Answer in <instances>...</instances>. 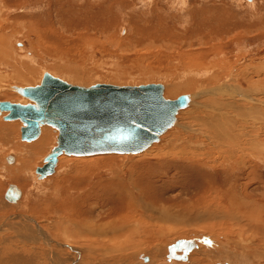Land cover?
Returning <instances> with one entry per match:
<instances>
[{
	"label": "rangeland",
	"instance_id": "1",
	"mask_svg": "<svg viewBox=\"0 0 264 264\" xmlns=\"http://www.w3.org/2000/svg\"><path fill=\"white\" fill-rule=\"evenodd\" d=\"M1 41L0 102L25 101L8 87L33 86L52 71L82 86L186 85L187 91L169 99L196 93L194 104L200 108L193 109L195 113L183 109L178 115L182 128L172 127L146 153L60 157L54 175L45 179L36 169L46 165L51 150L37 156L22 177L6 172L5 158L16 156L15 147L25 143L20 139L22 126L14 128L11 148L0 142V224H13L3 228L0 238L6 234L14 239L15 226L32 227L22 219L27 216L56 243L66 245L58 250L72 246L82 252L89 238L76 237L81 232L126 223L138 215L145 232L133 242L136 249L107 254L100 264H141L140 255L150 258L160 248L158 258L163 260L168 247L180 240L199 242L191 261L257 264V259L264 264V234L257 230H264V162L250 151V156L243 155L254 145L264 154V128L260 133L257 128L264 127V0H0ZM15 61L24 74L16 71ZM17 76L25 80H13ZM215 82L221 93H229L225 99L212 93ZM213 100L242 108L220 105L213 113ZM219 110L221 120L231 122L229 134L239 139L238 148L225 144L214 154L206 145L193 146L191 140L204 131L196 121L202 111L220 119ZM2 123L16 125L0 119V127ZM246 143L251 145L241 147ZM177 150H184V157L165 155ZM194 152L204 154L200 161L185 160ZM238 158L247 165L233 166L231 174L229 165ZM6 165L14 168L18 162ZM10 185L22 191L13 204L5 199ZM134 201L139 208L131 214L127 207ZM145 260L141 262L147 264Z\"/></svg>",
	"mask_w": 264,
	"mask_h": 264
},
{
	"label": "bare ground",
	"instance_id": "2",
	"mask_svg": "<svg viewBox=\"0 0 264 264\" xmlns=\"http://www.w3.org/2000/svg\"><path fill=\"white\" fill-rule=\"evenodd\" d=\"M184 2V1H183ZM24 34V33H23ZM15 35V34H14ZM32 35V34H31ZM17 36V35H16ZM13 37H15V36H13ZM26 37V36H25ZM13 40V39H12ZM3 41V40H2ZM2 41L0 42V46L1 45H4V44H2ZM23 43V42H22ZM7 47V46H6ZM8 48V47H7ZM31 48V47H30ZM34 49H35V47H34ZM9 50V49H8ZM0 51H2L1 50V48H0ZM24 51V50H23ZM33 51H31V53H32ZM3 53H4V51H3ZM36 53V52H35ZM5 55V54H4ZM8 54H6V56H7ZM18 55V54H17ZM16 55V56H17ZM24 55H26V54H24ZM28 55V54H27ZM3 56V55H2ZM28 57V56H27ZM5 58H7V57H5ZM10 58V57H9ZM16 58V57H15ZM20 58V57H19ZM23 58H24V56H23ZM25 58H26V56H25ZM11 59V58H10ZM6 60H8V59H6ZM16 62V61H15ZM14 62V63H15ZM222 62V61H221ZM220 62V63H221ZM17 63L18 62H16V64L14 65L15 66V69H16V71H18V73L20 72V73H23V71L24 70H22L21 69V66L19 67L18 65H17ZM20 64L22 63V62H19ZM225 63H226V61H225ZM1 64V63H0ZM223 66H225V64L223 65ZM229 66V65H228ZM210 67V66H209ZM219 67V66H218ZM12 68H13V66H12ZM23 68H24V66H23ZM203 68V67H202ZM27 69H29L30 70V68L27 66ZM208 69V68H207ZM215 70H217V69H215ZM261 71V70H260ZM36 72V71H35ZM34 72V73H35ZM52 71H49V72H46V73H44L43 75H42V77H40L39 78V82L37 83V84H33V86H27V87H19V86H17V85H12L11 87H8V88H10V90H12V92L13 91H15V92H17V93H19V89H28V88H36V87H38V86H40L41 84H42V82H43V80H44V78H45V76L48 74V75H50V76H52L53 78H57V79H60V80H62V81H64V82H66V83H68V84H70V85H74V86H79V87H84V88H88V87H91V86H82L81 84L80 85H76V84H74L76 81H77V76H78V74H77V72H75L74 73V75L76 76V81L74 80H72V78H71V80L74 82V83H72V82H70V81H67V79H65V78H62V77H60V76H57V75H55V74H53V73H51ZM204 72V71H203ZM206 72H208L207 70H206ZM206 72H205V74H206ZM19 73V74H20ZM209 73V72H208ZM218 73V72H217ZM258 73V72H257ZM24 74V73H23ZM228 74V73H227ZM18 75V74H17ZM31 75V74H30ZM25 76V75H24ZM23 75H22V77H24ZM33 76H34V74H33ZM73 76V75H72ZM74 76V77H75ZM202 76V75H201ZM215 76V75H214ZM16 76H14V78H15ZM22 77H18L17 76V78L16 79H14L13 78V80H15V81H18V82H22L21 80L23 79ZM25 78H27V76L25 77ZM37 78V77H36ZM21 79V80H20ZM28 79V78H27ZM260 79H262V78H260ZM23 80H25V79H23ZM81 80V79H80ZM211 80V79H210ZM213 80V79H212ZM79 81V80H78ZM206 81V80H205ZM249 81V80H248ZM251 81V80H250ZM261 81V80H260ZM17 82V83H18ZM194 82V81H193ZM210 82V81H209ZM263 82V81H262ZM34 83V82H33ZM208 83V82H207ZM24 85H26V84H24ZM90 85V84H89ZM96 85V84H95ZM108 85H110V84H108ZM189 85V84H188ZM193 85V84H192ZM216 85H218L216 82H215V85H214V87H212V93H216V94H219L220 96H221V98L222 99H225L224 97H227V95L229 94L228 92H227V95H226V93L225 92H220V90H218L219 89V85H218V87L217 88H215V86ZM2 86L3 85H0V91L2 90ZM93 86V85H92ZM115 86H118V85H115ZM138 86V85H137ZM164 88H163V90H164V92H166V96H165V98L167 99V100H171V101H176V100H178V98L177 99H169V98H172L173 96H175L176 95V93H180L181 91H183V89L185 90V91H187L188 89L187 88H189L188 86L186 87V85H183V86H180V84L179 85H177L176 87L175 86H173V87H169V88H167V86L166 85H162ZM7 87V86H6ZM262 87V86H261ZM3 88H5V87H3ZM221 88V87H220ZM263 88V87H262ZM225 91V90H224ZM203 92L205 93V91L203 90ZM197 93H202V92H200V90L197 92ZM20 94V93H19ZM194 94H196V93H194ZM194 94H187V95H185V96H187L188 98H189V102H188V105L186 106V107H184V108H182V109H180L179 111H178V113L176 114V119H175V121H174V123H173V125H172V127H174V128H176V125L178 124V117L180 116L179 114L180 113H184V112H181V111H184L185 109H189V110H187V113H189V111L190 110H193V109H196V108H198L199 106H195V104H194V101H195V95ZM21 95V94H20ZM202 95V94H201ZM24 99H25V101H21V100H19V101H17V102H10V103H12V104H19V105H27V104H29V103H31V104H33V102H31L27 97H24L23 95H21ZM243 96H244V94H243ZM257 96V95H256ZM182 97V96H181ZM196 97H197V99H198V96L196 95ZM218 97V96H217ZM259 97V96H258ZM237 98V97H236ZM220 99V98H219ZM222 99L220 100V101H222ZM23 100V99H22ZM257 100V99H256ZM214 101V103H212L211 102V105L213 106V107H215L214 109H213V113H216L215 112V109H217V107L218 106H220V105H222V107H226L227 106V108H230V109H232V107H233V109L234 108H237L238 110H241V108H239V107H234V103H232V102H228V104H225V102H220V105H219V102L217 101V103H215V100H213ZM258 102H260L261 103V101H259V100H257ZM1 102H9V101H1ZM209 102V101H208ZM201 103V102H200ZM190 107V108H189ZM207 107L208 106H206V108L205 109H207ZM200 108V107H199ZM221 108V107H220ZM184 109V110H183ZM236 109V110H237ZM197 110V109H196ZM250 110H252V108L250 109ZM194 111V110H193ZM203 112V114L205 115V117H204V115H200V117L199 118H197V124H198V126H199V128L200 129H204V131L202 132V135L200 136V138H198V139H195L196 141H194V140H191V142H192V144H193V146L195 145V146H204V145H206L207 147H211V152H213L214 154H216L219 150H221V148H223L224 146H225V144H228L229 146H232V147H237V146H239L238 145V143L236 142V141H238L239 142V139H234L230 134H229V132H230V129H231V127H230V125L229 124H231V122L230 123H228V122H226V123H224V121L225 120H221V119H223L224 118V116H222L221 115V113H220V110L219 111H217V114H219V115H221V118L219 119L215 114L213 115V113H212V116H210V115H208V114H206V112L204 113V111H202ZM193 113H195V111L193 112ZM192 113V111H191V114H193ZM196 114H198V113H196ZM9 115V112H7V111H0V119H1V121L3 122V121H5V122H13V123H16V125L14 126V125H11V127L9 126V125H7V124H3L2 123V125H1V127H0V142L4 145V144H6V146H8V147H10L11 148V140H10V135L14 132L13 130H14V128H19V127H21L22 126V128H21V140L22 141H24L25 143L24 144H18V146L17 147H15L16 148V151H15V153L17 154L16 156L13 154V155H11V156H8V157H6L5 159L7 160V163L8 164H10V165H12V164H14L15 163V161H16V163L18 162V165L16 166V167H14V168H11V167H7V163H5V165H4V168H5V170H6V172L7 173H9V175L10 174H12V176H14V177H16V178H18L19 176H24L25 174H26V172L29 170V167L31 166V162L32 161H34L35 159H36V157L37 156H39V155H42V154H44V153H46L47 151H50L51 150V152H52V148L54 147H56L57 146V140H58V135H59V132H58V130L57 129H55V128H53V127H51V126H48V125H42V126H40V131H39V135H37L34 139H32L31 141H26V140H23V136H22V129L23 128H25L24 127V124H23V122L20 120V119H8L7 118V116ZM179 115V116H178ZM193 116V115H192ZM197 116V115H196ZM226 116V115H225ZM217 117V118H216ZM229 117V116H228ZM234 117V116H233ZM230 120V119H229ZM193 121V120H192ZM194 122V121H193ZM234 123V122H233ZM216 125L218 126V127H221V130L222 131H220V130H218L217 128H216ZM233 125V124H232ZM180 128H179V127ZM178 129H181L182 128V126H183V124H178ZM188 126V125H187ZM240 126V125H239ZM258 126V125H257ZM172 127L170 128V129H172ZM258 128V131H259V133L260 132H262L263 131V126H259V127H257ZM169 129V130H170ZM195 129V128H194ZM169 130H167L165 133H167ZM233 130V129H232ZM235 130V129H234ZM184 131V130H183ZM206 131V132H205ZM217 131V132H216ZM237 131V130H236ZM232 132V131H231ZM15 133V132H14ZM164 133V134H165ZM237 133V132H236ZM240 133V132H239ZM164 134H162L161 136H160V138H159V140L158 141H160V139L162 140V136L164 135ZM204 134V135H203ZM179 136V135H178ZM197 137V136H196ZM195 138V137H194ZM178 138H175L173 141H176ZM242 139V138H241ZM243 140V139H242ZM245 140H247V139H245ZM252 140H254V139H252ZM257 139H255V141H256ZM259 140V139H258ZM157 141V142H158ZM254 141V142H255ZM17 142V141H16ZM26 142H30L29 144L28 143H26ZM166 142V141H165ZM171 141H169V142H167V143H170ZM224 142V144H222ZM248 142H250V141H248ZM156 143V142H155ZM155 143H153L152 145H150L146 150H144L143 152H141V153H146V152H148V151H150L149 149L155 144ZM244 143H245V141H244ZM191 144V145H192ZM9 145H11V146H9ZM53 145V146H52ZM170 145V144H169ZM168 145V146H169ZM242 145V144H241ZM245 146H241V147H245L246 148V146H250L251 144H249V143H246V144H244ZM258 145V144H257ZM256 145V146H257ZM229 146H227V147H229ZM174 147V146H173ZM240 147V148H241ZM51 148V149H50ZM238 148V147H237ZM244 148V149H245ZM262 148V147H261ZM244 149H241L242 151H244ZM263 149H264V147H263ZM239 150V149H238ZM241 150H239V151H241ZM255 150V151H254ZM164 151V150H163ZM172 151V150H171ZM169 152V153H165V155H174V156H177V157H179L180 158V156L181 157H184L183 155L184 154H186L185 152H184V150H177L178 151V153H176V152ZM190 151V150H189ZM195 151V150H194ZM251 152L253 155H255L256 157V159H257V161L258 160H260V161H263L264 162V160H263V158H264V154H263V152H261L260 150H257L256 149V147H255V145L252 147V148H248V149H246L245 150V152H244V154L243 155H245L247 152ZM263 151V150H262ZM50 152V153H51ZM159 152V151H158ZM228 152V151H227ZM231 152V151H230ZM237 152V151H236ZM14 153V152H13ZM50 153H49V155H50ZM141 153H137L138 155L139 154H141ZM220 153V152H219ZM223 153V152H222ZM111 154H116V155H120L121 156V154L120 153H111ZM125 154H128V155H135L134 153H125ZM163 154V153H162ZM194 154L195 155H186V158H185V160L187 159L189 162H191L192 161V159L194 158V160H197V162L198 161H200V157L201 156H203L204 154L203 153H196V152H194ZM228 154V153H227ZM238 154V153H237ZM242 154V153H241ZM248 154V153H247ZM48 155V156H49ZM100 155H107V154H100ZM158 155H160L159 153H158ZM234 155V154H233ZM239 155H240V152H239ZM238 155V156H239ZM249 155V154H248ZM47 156V155H46ZM47 156V157H48ZM64 156H68V155H66V154H63V155H61V156H59L58 157V159H57V163H56V166H55V171L52 173V174H50V175H48L47 177H49V176H52V175H54V173L56 172V168H57V166H58V160H60V157H64ZM94 156H96V155H94ZM127 156V155H126ZM241 156V155H240ZM250 156V155H249ZM46 157V158H47ZM69 157H74V156H69ZM75 157H90V156H75ZM234 157V156H233ZM232 157V158H233ZM244 157V156H243ZM243 157H241L242 159H243ZM45 158V159H46ZM241 158H238V159H236V160H234V161H232L231 163H230V165H229V168H231L230 169V173L231 174H234L233 173V171H234V168H233V166H235V165H237V164H240L241 162H242V160H241ZM2 159V158H1ZM45 159H44V161H45ZM4 160V159H3ZM50 160V159H49ZM230 161V160H229ZM243 161H245V160H243ZM2 163V162H1ZM45 163H46V161H45ZM226 163H228V161H226ZM226 163H224V164H226ZM47 164V163H46ZM50 164V161L48 162V165ZM242 165H247L245 162L243 163H241ZM240 164V165H241ZM241 165V166H242ZM45 166V165H44ZM44 166L43 167H38L37 169H40V168H44ZM246 168V167H245ZM37 169H36V174L39 176V178L40 179H45V178H47V177H45V178H41L40 177V175L37 173ZM258 169H262V167H260L259 165H258ZM2 170V169H1ZM241 171H243V170H241ZM38 180V179H37ZM11 186V185H10ZM9 186V187H10ZM12 186H14L15 188H16V190H17V192H19V196L17 197V198H15V199H12V200H10V199H8L7 197H6V194H5V199L8 201V202H10V203H15V202H17L21 197H22V191H20L19 190V188L17 187V186H15V185H12ZM8 187V188H9ZM54 190V189H53ZM7 191H8V189H7ZM6 191V192H7ZM221 193H223V192H221ZM242 193V192H241ZM229 195V194H228ZM234 195V194H233ZM223 196V195H222ZM235 196V195H234ZM237 196V195H236ZM134 197V196H133ZM132 197V198H133ZM231 198V197H230ZM229 198V199H230ZM237 198H238V196H237ZM65 199V198H64ZM135 199V198H134ZM224 199H227V197L226 198H224ZM245 199V198H244ZM49 200V199H48ZM228 200V199H227ZM65 201V200H64ZM52 202V201H51ZM50 202V203H51ZM59 202V201H58ZM237 202V201H236ZM49 203V204H50ZM66 203V202H65ZM136 203H138V201H134V203H131V204H129V206L127 207V210H129V212L131 213V214H135V213H137V212H134V211H138L137 209L139 208H137L136 207ZM51 204H54V201L51 203ZM208 209V208H207ZM226 212V211H225ZM224 212V213H225ZM229 214V213H228ZM203 215V214H202ZM225 215V214H224ZM223 215V216H224ZM205 216V215H204ZM209 216H211V214L209 213ZM137 217H138V215H132L130 218H129V220H127L128 222H124L125 220H123V222H121L120 224H118L119 223V221H118V223L117 222H113V223H111L109 226H108V224H107V226H105V227H103V226H101V227H98V228H96V229H92V230H90V231H85V233L84 232H81V233H83V235H80V236H76V237H78L79 239H80V237H88L89 238V240H88V242H87V244H84L83 246V251L81 252L80 250H78V248H74V247H68L67 249L68 250H58L57 248L59 247V248H62V247H64L65 246V248H66V245H64L63 243H56V241H54L53 240V238L51 237V235H49L48 234V232L44 229V228H42V227H40V225H38V223L36 224L32 219H30V218H27V216H26V219L25 218H22L23 220H24V222H26V225H27V223L28 222H32V224L31 223H28V224H31V226L32 227H25V226H23L24 228H20V227H18V226H15L16 228V232H17V236L14 238V239H12V238H9V237H7V235L5 234V235H2L3 236V238L1 237L0 238V264H89V263H101V262H104L105 260H106V257L105 256H107V254H114V253H117V252H119V253H121L120 255H122V252H125L126 250H131V249H136V247L134 248V241H135V239H136V237H138V234H139V232L140 231H144V229H140L141 227V223H142V220H141V218L138 220L137 219ZM212 217H213V215H212ZM226 217V216H225ZM224 217V218H225ZM20 218V217H19ZM128 219V218H127ZM135 219H137V220H135ZM12 222V221H11ZM144 223V222H143ZM145 224V223H144ZM260 224V223H259ZM11 225H13V224H11L8 220L6 221H4V222H2L1 224H0V232L3 230V228L5 227V226H11ZM60 225H62V224H56L55 226L56 227H58V226H60ZM22 226V225H21ZM147 226H148V224H147ZM146 226V227H147ZM109 227V228H108ZM145 227V226H144ZM248 227H250V225L248 226ZM148 228H150V227H148ZM13 229V228H12ZM69 228H67V230H68ZM146 229V228H145ZM210 229V228H209ZM251 229V228H250ZM249 229V230H250ZM207 230V229H206ZM252 230H254V229H252ZM256 230V229H255ZM254 230V231H255ZM257 230L259 231V232H262L263 234H264V230H263V228H257ZM4 231V230H3ZM60 231H61V229H60ZM72 232V231H71ZM145 232V231H144ZM247 232V231H246ZM253 232V231H252ZM1 234V233H0ZM68 234V233H67ZM257 234V233H256ZM259 234V233H258ZM260 235V234H259ZM69 236L71 237H74V234H69ZM66 237V236H65ZM95 237V238H94ZM125 237V238H124ZM144 237V236H143ZM68 238V237H67ZM122 238H124L125 239V241H122V240H124V239H122ZM181 241V247L179 248V249H170V246L168 247V254H167V252H166V254H165V257L164 258H161V259H163V260H160L159 258H158V252H160L161 251V248H160V251H155L154 252V254L152 255V256H150V258L149 257H147V256H144V255H140V263L141 264H144L143 263V261L141 262V259H146V257L148 258V259H146L145 260V262L147 263V264H202L203 262L202 261H199V260H192L191 261V255L194 253H196L195 251H197L198 250V248H199V246H200V244H199V246H198V244L197 243H199V242H197V241H193V240H189V241H185V240H180ZM241 241V240H240ZM69 242V241H68ZM188 242H190V246H192V250L190 251V253L187 255V259H185V260H182V258H181V255H183V252H184V249L186 248V246H189V243ZM239 242V241H238ZM260 243V242H259ZM75 244H77V245H79L77 242H75ZM173 244H176V242L175 243H173ZM172 244V245H173ZM255 244V243H254ZM67 245H69V244H67ZM70 245H71V243H70ZM69 245V246H70ZM240 245V244H239ZM242 246V245H241ZM264 246V245H263ZM263 246H261V247H263ZM203 249V248H202ZM205 250V249H204ZM213 250V249H212ZM135 251V250H134ZM133 251V252H134ZM200 252V251H199ZM211 252V251H210ZM214 252V251H213ZM213 252H211V254H214L215 255V252L213 253ZM102 253H104L103 255H102ZM129 253V252H128ZM153 253V252H152ZM222 253V252H221ZM220 253V254H221ZM242 253V252H241ZM124 254V253H123ZM199 254V253H198ZM196 255H197V253H196ZM199 255H201V257L204 255V253H200ZM208 255V254H207ZM206 255V256H207ZM138 256V255H137ZM169 258H167V257ZM206 256H204L201 260H203L204 258L206 259L207 257ZM215 257H216V255H215ZM261 257V256H260ZM119 258V257H118ZM197 259H198V257H197ZM252 259H253V257H252ZM249 260V259H248ZM256 260V263L258 264V262H257V259H255ZM253 261V260H252ZM124 262V261H123ZM184 262V263H183ZM200 262H202V263H200ZM236 263V262H235ZM255 263V262H254ZM253 263V264H254ZM106 264V263H105ZM108 264V263H107ZM224 264V263H223ZM247 264V263H246Z\"/></svg>",
	"mask_w": 264,
	"mask_h": 264
},
{
	"label": "water",
	"instance_id": "3",
	"mask_svg": "<svg viewBox=\"0 0 264 264\" xmlns=\"http://www.w3.org/2000/svg\"><path fill=\"white\" fill-rule=\"evenodd\" d=\"M163 88L161 84H96L84 88L47 74L40 86L18 90L33 104L0 102V111L9 112L8 119L23 122L22 136L26 141L39 135L42 125L58 130L57 146L45 159L44 168L37 169L40 177L45 178L55 171L57 159L63 154H137L157 142L172 127L178 111L189 102L187 96L167 100ZM18 196L19 192L11 185L6 197L12 200ZM188 243L182 260L192 250ZM181 246V241H177L170 249Z\"/></svg>",
	"mask_w": 264,
	"mask_h": 264
}]
</instances>
